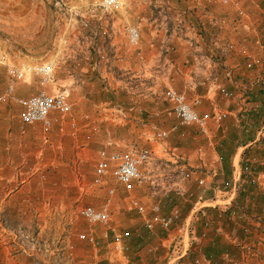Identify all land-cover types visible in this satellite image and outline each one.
Wrapping results in <instances>:
<instances>
[{
  "label": "crops",
  "instance_id": "obj_1",
  "mask_svg": "<svg viewBox=\"0 0 264 264\" xmlns=\"http://www.w3.org/2000/svg\"><path fill=\"white\" fill-rule=\"evenodd\" d=\"M122 1L124 9L114 13L115 20L111 23L106 21L103 34L115 35L112 41L108 38L109 44L124 43L123 65L129 66L127 57L134 58L131 62L136 71L134 78L141 85L137 98L148 97L150 101L147 109L134 106L133 115L128 113L132 109L120 107L123 117L130 116L128 122L141 123L147 111L154 128L176 125L172 104L162 95L164 89L174 88L186 95L199 114H228L221 124L212 122L208 126L207 139L209 143L214 141L215 153L192 154L185 148H176L178 161L190 168V177L184 182V194L175 198L173 205L160 202L163 215L174 207L181 211L180 219L170 230L155 226L151 234L146 228L145 217L127 219L125 191L120 185L114 187L116 194L111 199L110 235H89L94 242L89 238L81 242L75 237L62 240L60 225L67 223L68 217L55 199L53 203L45 196L39 198L37 182L40 175L48 176L43 146L34 136L42 125H23L21 107L11 101L0 109V264H59L57 257L63 250L76 258L69 264H174L169 257L170 246L184 235L187 252L175 264H193L196 259L200 264H264V135H260V129L264 127V0H241L248 16L242 24L233 23L236 17L232 8L219 6V10L212 9L207 3L209 0H203L204 4L198 2L192 6L201 19L197 25L184 20L186 11L191 9L189 2L161 0L165 4L172 1L169 7L166 6L170 17L169 33L163 28L157 12L141 7L143 0ZM173 16L180 18V32H184L180 42L176 41L177 27L173 28ZM224 17H228V21L220 26ZM128 26L139 29L141 40L136 49L129 44ZM191 28L199 34L195 35ZM218 31L234 46L225 65L229 74L223 67L215 71L210 67H195L196 49L192 45H206L208 41L202 37ZM169 48L171 51L164 53ZM180 60L186 63L184 71ZM146 81H157L162 85V91L143 88L142 82ZM219 86L231 92L233 97L226 99ZM56 90L54 87L46 92L53 94ZM17 92L19 88L15 94ZM70 101L72 110L68 115L74 112L78 120L83 119V112L78 111L79 103L73 98ZM105 105L110 107L112 102ZM112 110L115 111H108ZM154 113L158 114L155 118ZM191 130L195 131V127ZM196 138L189 135L185 138L186 143L193 145ZM219 148L230 152L221 155ZM236 175H240L239 188L230 201L226 199L223 184ZM201 179H204L202 186L198 185ZM146 198L151 199L146 204L149 217L153 198L147 195L142 200ZM213 199L218 205L206 204ZM224 204L228 206H222ZM121 228L129 230L131 236L126 250L116 253L111 245L118 236L116 233L122 232ZM187 228L191 230L189 238L184 233ZM36 229L39 231L35 234Z\"/></svg>",
  "mask_w": 264,
  "mask_h": 264
},
{
  "label": "rangeland",
  "instance_id": "obj_2",
  "mask_svg": "<svg viewBox=\"0 0 264 264\" xmlns=\"http://www.w3.org/2000/svg\"><path fill=\"white\" fill-rule=\"evenodd\" d=\"M216 1L209 0L207 2L209 8L219 10L220 7ZM89 2V0H0V94L6 90L8 82L6 66L1 63V60H8L20 67L54 62L56 69L53 84L41 87L38 84V78L34 77L18 83L15 91L19 88V92L15 96L27 97L54 87L64 88L68 90L70 98L79 103L78 111L83 112V119L80 120L75 117L74 112L72 116H58L60 119L52 129L46 131L42 126L39 127L38 134H34L36 138H39L36 142H40L43 146L41 147L44 150L42 155L46 158L48 173V176L47 174L40 175L37 182L40 188L39 198L45 196L53 203L55 199L63 208L65 217H68L65 221L67 223L60 225L61 239L75 237L81 242L84 241L80 238L81 235L89 236L96 233L110 235L108 228L92 226L80 215V209L83 206L100 207L107 198L109 187L120 186L113 177L108 178L103 186L92 184L95 165L102 152L125 151L131 147L150 148L157 158L151 168V174L155 175L156 181L163 184L166 182L165 174L172 173L181 166H184L187 171L190 169L183 161L173 163L171 153L169 156L164 153L166 147L171 148V152L174 153L176 148H185L192 154L215 153L214 141L211 140L209 143L208 137H204L196 128L195 131L191 130L194 127L174 129L171 126L168 128L171 131L170 138L160 144L154 139V122L147 117L149 116L147 111L141 123L128 122L131 120L130 116L124 118L117 112L121 108L132 109L128 113L133 115L134 106L147 109L150 101L148 97L137 98L141 85L140 81L138 83L134 78L136 71L133 68L134 62L131 63L134 58L129 57L128 59L127 57L129 66L123 65L124 43L115 41L109 44L108 38L111 37L112 41L115 35L103 34L106 21L111 23L115 20L112 16L117 12L107 13L99 10L97 17L86 16L76 23L71 21L69 8L75 7L84 14L87 12ZM169 2L172 3V1ZM186 2H189L188 6L191 9L186 11L184 20L186 23L197 25L201 19L197 17L196 12H193L192 6L197 5L198 2L204 4V1L186 0ZM165 3L161 0H143L140 5L143 9L147 8L157 12L155 7L165 5ZM170 3L166 5L169 7ZM179 20L178 16H173L172 23L175 24L173 28L177 27L176 35L183 36L184 32H180L182 27L178 24ZM244 22L234 20L233 23L242 24ZM216 33L222 38L225 37L220 31ZM202 38L207 42L210 35ZM102 40H106L105 43H101ZM170 57L173 58L171 55ZM18 61L22 63L18 64ZM224 67L223 69H228L225 73L229 74V68ZM110 73L112 75H109ZM142 83L145 89L152 87L158 92L162 91V85L157 81ZM110 101L112 105L107 107L105 103ZM110 109H115V111H108ZM11 112L15 114V111ZM223 121L214 123L221 124ZM189 135L197 137L193 145L190 142L186 143L185 138ZM178 136L180 139L177 138ZM160 160H163L164 165L158 167ZM246 168L250 169L247 166ZM147 189L148 187H144L131 194L124 193L123 200L128 208L127 219L142 217L131 209L132 198L142 200L143 197L149 195L153 198V202L167 201L169 205H173L175 198H179L174 193L168 196L162 194L151 196L150 190ZM150 200L146 198L142 201L148 205L147 202ZM50 229L52 233L53 227L51 226ZM45 230L48 234V229ZM121 230L122 232L116 234L120 235L129 231L122 228ZM38 231L36 229L35 234ZM57 259L59 264L76 261L74 256L65 254L64 250ZM77 259L83 260L84 258Z\"/></svg>",
  "mask_w": 264,
  "mask_h": 264
},
{
  "label": "built area",
  "instance_id": "obj_3",
  "mask_svg": "<svg viewBox=\"0 0 264 264\" xmlns=\"http://www.w3.org/2000/svg\"><path fill=\"white\" fill-rule=\"evenodd\" d=\"M197 2L198 0H193ZM221 7H230L235 13L237 22H244L248 16L246 10L241 6L240 0H217ZM166 4L158 5L157 13L161 19V23L166 32L169 33L170 17L166 8ZM125 3L122 0H94L87 6V12L83 14L79 9L75 7L69 8V16L71 21L76 23L78 20L86 16L97 17L99 10L107 13L118 12L123 10ZM228 21V17H224L220 26H223ZM74 25V24H73ZM186 29V28H185ZM191 30H194L191 28ZM128 41L132 48H137L140 44L141 35L139 29L134 26H128ZM195 35L199 34L196 29ZM199 35H197L198 37ZM176 41L180 42L182 35H176ZM169 43V39H167ZM66 43V41H63ZM193 43V42H192ZM196 49L195 67L207 68L216 70L219 67L226 65V60L233 50V44L222 38L217 33H213L208 38L206 45L193 44ZM171 51L166 50L164 53ZM1 63L6 66L7 73V87L6 90L0 94V109L4 105H8L11 101H14L21 107V122L23 125L42 124V128L46 131L52 129L59 121L60 116H66L70 114L72 105L70 101V94L67 89H57L55 93L51 94L42 90L39 94L30 97H16L15 87L18 83L26 81L28 79L38 78V84L41 87H46L54 83L55 79V63L45 62L37 64L31 67H20L12 63H7L5 60H1ZM181 70L186 69V63L180 60ZM220 92L226 99H231L233 94L228 92L223 86H219ZM163 98L172 104V112L177 120L174 129L195 127L200 134L204 137H208L209 124L212 122H221L228 116L225 112H217L214 114H199L191 104L186 95L177 91L174 88H166L163 92ZM118 113L124 115L121 109H118ZM59 116V117H58ZM158 114H153V117H157ZM171 131L163 125H157L155 128L154 139L160 144L165 143L170 138ZM260 135H264V127L260 129ZM171 148H165V154L169 156L171 153L173 163H177L178 159L174 152H171ZM156 156L150 148L131 147L125 151L116 152H102L101 156L96 162L92 184L95 186H103L108 178L113 177L118 184L123 187L125 193L131 194L138 189L148 187L151 196L159 194L168 196L172 193L181 196L184 194V182L189 179L190 171H187L184 166L178 168V170L165 174V183L158 182L155 179V175L151 174ZM158 167L164 165L163 160H160ZM240 175L234 176L230 181L224 182L223 186L226 191V199L232 201L235 196V192L239 188ZM255 183V179L251 180ZM200 186L204 184V179L199 180ZM233 190V191H232ZM116 190L114 187H109L107 190V198L100 207L92 205L83 206L80 209L81 217L86 220L92 226H100L108 228L111 221L110 205L111 199L115 196ZM207 205H218L216 200H210L206 202ZM222 206H228L224 204ZM130 207L136 211L139 215L146 218V228L149 233H153L155 226H160L164 230H170L173 224L180 219L181 211L178 207H174L167 215L161 213V203L155 201L151 204L150 213L147 217L149 209L147 205L138 198H132ZM190 228H187L184 233L190 235ZM131 234L129 231H125L118 235L111 247L114 252L122 253L126 250L127 240H129ZM185 237V235H184ZM184 237L176 238L173 244L170 246V260L178 262L186 255ZM82 240L89 238L94 242V238L88 235H81ZM193 264H200V260L196 259Z\"/></svg>",
  "mask_w": 264,
  "mask_h": 264
},
{
  "label": "trees",
  "instance_id": "obj_4",
  "mask_svg": "<svg viewBox=\"0 0 264 264\" xmlns=\"http://www.w3.org/2000/svg\"><path fill=\"white\" fill-rule=\"evenodd\" d=\"M217 150H218L219 154H221V155L222 154L225 155V154H227L229 152V150H227V149L226 150H224V149L222 150V149L219 148Z\"/></svg>",
  "mask_w": 264,
  "mask_h": 264
}]
</instances>
